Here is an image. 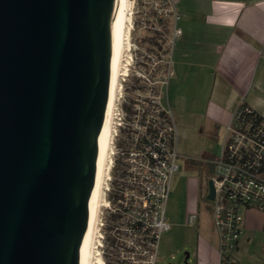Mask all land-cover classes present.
<instances>
[{
  "label": "water",
  "instance_id": "1",
  "mask_svg": "<svg viewBox=\"0 0 264 264\" xmlns=\"http://www.w3.org/2000/svg\"><path fill=\"white\" fill-rule=\"evenodd\" d=\"M119 5L0 0V264H85Z\"/></svg>",
  "mask_w": 264,
  "mask_h": 264
},
{
  "label": "built area",
  "instance_id": "2",
  "mask_svg": "<svg viewBox=\"0 0 264 264\" xmlns=\"http://www.w3.org/2000/svg\"><path fill=\"white\" fill-rule=\"evenodd\" d=\"M158 8L160 17L172 19L168 69L159 78L166 84L171 74V48L181 30L175 25L179 18L176 0H162ZM115 109L114 105L112 120ZM123 112L126 116H118L117 126L112 121L101 188L106 213L102 216L100 211L98 218V209L91 253L98 254L100 247L106 246L109 256L105 264H156L160 235L169 228L164 204L180 158L176 123L171 109L150 91ZM115 128L123 140L114 142ZM220 147V153L212 160L209 178L214 198L205 199L219 240V264H235L233 254L240 238L242 210L255 208L264 212V116L249 108H237L222 131ZM207 193L206 189L203 197ZM195 219V213L188 215V222L194 223ZM99 257L97 263L104 264Z\"/></svg>",
  "mask_w": 264,
  "mask_h": 264
},
{
  "label": "crops",
  "instance_id": "3",
  "mask_svg": "<svg viewBox=\"0 0 264 264\" xmlns=\"http://www.w3.org/2000/svg\"><path fill=\"white\" fill-rule=\"evenodd\" d=\"M176 8L179 18L175 25L181 35L171 48L166 85L183 117L188 112L196 114L212 139L223 131L241 103L264 116V0H176ZM162 105L169 107L168 101ZM189 120L187 125H191ZM178 134L177 129V148ZM220 148L219 142L218 148L209 147L206 157H189L201 164L196 166L198 179L186 183L187 223L190 213L197 214V198L204 196L211 162ZM196 241L194 264L220 263L218 236L214 243L199 236ZM233 255L237 264H264V212L242 210Z\"/></svg>",
  "mask_w": 264,
  "mask_h": 264
},
{
  "label": "rangeland",
  "instance_id": "4",
  "mask_svg": "<svg viewBox=\"0 0 264 264\" xmlns=\"http://www.w3.org/2000/svg\"><path fill=\"white\" fill-rule=\"evenodd\" d=\"M155 1L159 4H154ZM161 5L162 0H128L130 19L126 26V39L118 69L120 73L125 72V75L119 76L118 79L113 103L116 109L112 121L116 122L117 126L118 116L120 114L126 116L123 111L131 109L132 103L148 91L158 94L162 104L168 101L176 123V131L179 130L180 158L177 160L178 169L173 174L164 204L169 228L160 235L156 264H194L193 254L197 237L206 238L214 243L217 236L212 229V217L207 210L205 197L197 198L196 219L194 223L190 221L187 223L186 183L190 179H198L199 176L198 168L190 165L188 158L191 156L204 158L208 155L205 152H210L209 147L218 148L222 131L218 132L216 138L210 139L206 131L207 126H203L196 114L188 112L184 118L173 102V93L170 92L168 83L166 85L159 79L164 75L166 68L168 69L166 59L170 51L172 33V19L169 16L160 17L157 12ZM188 118L191 125H187ZM115 130L117 134L114 135V142L123 140L121 132L116 128ZM104 197L101 193L98 218L100 211L101 215L106 213ZM105 247H100L98 254L94 251L92 264H98V255L102 257H99V261L103 260L104 264L106 263L109 250ZM187 252L190 254L188 258L185 257ZM250 253L249 250L248 254Z\"/></svg>",
  "mask_w": 264,
  "mask_h": 264
},
{
  "label": "bare ground",
  "instance_id": "5",
  "mask_svg": "<svg viewBox=\"0 0 264 264\" xmlns=\"http://www.w3.org/2000/svg\"><path fill=\"white\" fill-rule=\"evenodd\" d=\"M129 19L130 17H128V0H120L117 33H116V41H115L112 72H111L109 102H108L106 118H105V125H104L99 167H98V173H97V180H96V187H95L85 264L91 263V256H92L91 241H92L93 231L95 227L96 215H97V212L99 209L98 207L100 204L101 188H102V184H103V180L105 176L104 170L106 169L105 166H106L107 159H108L109 143H110L111 134H112V116H113V108H114L113 103H114V99L116 95V89L118 87V79H119L120 74H122L118 70L119 60H120L119 58L123 50L124 40L126 39V26H127V22L129 21Z\"/></svg>",
  "mask_w": 264,
  "mask_h": 264
},
{
  "label": "trees",
  "instance_id": "6",
  "mask_svg": "<svg viewBox=\"0 0 264 264\" xmlns=\"http://www.w3.org/2000/svg\"><path fill=\"white\" fill-rule=\"evenodd\" d=\"M244 108H249V110L253 111L254 113H256L258 116H260L261 114L256 112L255 110L251 109V107H249L248 105H246L245 103H241L239 106H238V109H244ZM188 162L190 165L192 166H199L201 164L200 160H196V159H193V158H188ZM212 164V162H211ZM203 165V164H202ZM197 168V167H196ZM212 169H213V165H212ZM263 176H264V171H263ZM235 264H237V262H235Z\"/></svg>",
  "mask_w": 264,
  "mask_h": 264
},
{
  "label": "flooded vegetation",
  "instance_id": "7",
  "mask_svg": "<svg viewBox=\"0 0 264 264\" xmlns=\"http://www.w3.org/2000/svg\"><path fill=\"white\" fill-rule=\"evenodd\" d=\"M206 182V181H205ZM203 181V187L206 188V183Z\"/></svg>",
  "mask_w": 264,
  "mask_h": 264
}]
</instances>
